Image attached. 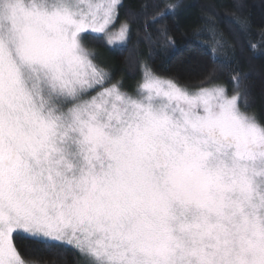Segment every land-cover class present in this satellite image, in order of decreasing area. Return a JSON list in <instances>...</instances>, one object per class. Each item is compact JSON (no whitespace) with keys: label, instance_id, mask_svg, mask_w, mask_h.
Wrapping results in <instances>:
<instances>
[{"label":"snow or ice","instance_id":"obj_1","mask_svg":"<svg viewBox=\"0 0 264 264\" xmlns=\"http://www.w3.org/2000/svg\"><path fill=\"white\" fill-rule=\"evenodd\" d=\"M122 7L0 0V264H45L17 232L82 264H264V119L244 74L232 95L215 70L182 84L146 61L130 90L110 83L82 34L126 47L136 14L117 28ZM157 40L174 43L166 27Z\"/></svg>","mask_w":264,"mask_h":264},{"label":"trees","instance_id":"obj_2","mask_svg":"<svg viewBox=\"0 0 264 264\" xmlns=\"http://www.w3.org/2000/svg\"><path fill=\"white\" fill-rule=\"evenodd\" d=\"M177 2L179 7L174 16L148 23L145 28V20H150L167 3ZM122 3L118 22L129 11L136 14L130 21L126 47H109L102 37L83 35L90 49L105 53L102 60L94 56V61L111 73L110 83L122 78L124 88L130 90L141 78L139 62L146 61L157 74L176 75L182 84L196 85L215 70V82L233 93L231 76L233 69H237L244 74L242 87L246 84L250 88L248 111L264 119V0H122ZM241 20L247 22L243 31ZM206 24L214 26L215 34L203 31L197 36V31ZM165 27L174 43L157 40L159 30ZM148 33L152 34V41L147 39ZM253 44L255 49L251 47ZM212 47L217 48V55L227 56L232 62L221 64L215 60ZM14 244L22 255L37 256L45 264H80V256L70 246L38 244L25 234H15Z\"/></svg>","mask_w":264,"mask_h":264},{"label":"rangeland","instance_id":"obj_3","mask_svg":"<svg viewBox=\"0 0 264 264\" xmlns=\"http://www.w3.org/2000/svg\"><path fill=\"white\" fill-rule=\"evenodd\" d=\"M119 23L120 22H118L117 21V25H116V27L118 28V26H119ZM113 31L115 30V29H112ZM83 35L84 34H82V42H83V44H84V46L86 47V48H88L90 51H92V52H94V56H96L97 55V59H100V60H102L106 55H105V53H102V52H99V51H95V49H90L88 46H87V44L85 43V40H84V38H83ZM102 39H105V41H106V44L109 46V47H115V46H119V45H109L108 43H107V40H106V38H104V37H102ZM97 63V62H96ZM205 86H207V85H205ZM234 93V92H233ZM233 93H230V92H228V94L229 95H232ZM95 93H90V95H94ZM16 234H24L23 232H17ZM80 264H82V260H81V257H80Z\"/></svg>","mask_w":264,"mask_h":264}]
</instances>
